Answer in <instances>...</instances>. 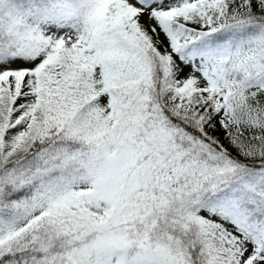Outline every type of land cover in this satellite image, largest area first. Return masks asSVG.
<instances>
[{"label":"snow or ice","instance_id":"6c2138e0","mask_svg":"<svg viewBox=\"0 0 264 264\" xmlns=\"http://www.w3.org/2000/svg\"><path fill=\"white\" fill-rule=\"evenodd\" d=\"M0 264H264V0H0Z\"/></svg>","mask_w":264,"mask_h":264},{"label":"clouds","instance_id":"9594fccd","mask_svg":"<svg viewBox=\"0 0 264 264\" xmlns=\"http://www.w3.org/2000/svg\"><path fill=\"white\" fill-rule=\"evenodd\" d=\"M72 3V0H69V4H71Z\"/></svg>","mask_w":264,"mask_h":264}]
</instances>
